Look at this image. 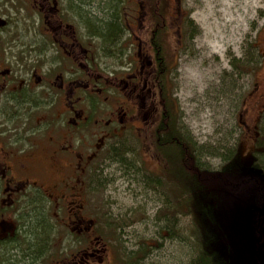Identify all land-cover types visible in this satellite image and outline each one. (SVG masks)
I'll return each instance as SVG.
<instances>
[{
    "label": "rangeland",
    "instance_id": "rangeland-1",
    "mask_svg": "<svg viewBox=\"0 0 264 264\" xmlns=\"http://www.w3.org/2000/svg\"><path fill=\"white\" fill-rule=\"evenodd\" d=\"M13 1L12 7L0 11L11 22L10 30H0V51L7 53L0 56V64L18 69L21 52L35 33L33 17L38 16L28 4L29 0ZM83 1V7L76 8L74 1L60 0V7L69 17L72 15L77 19L74 21L79 26L84 24L83 31L92 37L95 55H98L95 67L107 64L129 68L136 60L138 44L144 51L145 42L154 28L150 24L153 21L151 0H142L140 9V0H118L117 7L123 9L121 21L126 28L112 45L93 35L85 22L89 19L96 23L106 21L108 6L115 5L116 0ZM166 7L163 48L168 64L169 94L177 103V117L200 147L203 167L219 168L222 153L239 144L241 157H249L251 161L255 151L253 163L264 168L263 151L256 152L264 147V0H167ZM233 64L240 65L241 69H236ZM245 68L254 72L244 71ZM106 84L111 85L108 91L105 89L107 98L103 99L100 92L93 96L87 125L70 129L68 124L67 127L76 138L77 148L83 146V150L86 149L84 145L97 144L105 131L109 133L93 162V166L102 169L98 172L103 185L95 189L93 183V192L90 191L88 196L83 194L79 202L84 204L81 218L94 221V237H99L107 246L104 252L97 254L102 261L95 258L93 264H125V260L132 259L137 264H188L196 254L191 215L183 213L175 204L178 199L174 196L176 191L154 153L152 134L159 117L158 96L155 93V100H152L153 112L140 109L141 116L135 117L122 90L124 83L110 81ZM151 95L148 92L147 96ZM60 107L58 105V109ZM44 111L51 114L49 107L31 113L32 125H38L37 118H41ZM57 119L62 122L68 118ZM44 127L39 139L49 133L67 132L64 125L55 126L50 119ZM115 150L119 151L117 160L111 158ZM32 155L42 157L40 151ZM150 176L164 177L167 192L165 188L155 186L153 189L146 184ZM50 178L46 180L47 186L52 183L59 186L58 181L53 182ZM166 199H169L170 212L166 210L164 214L161 210ZM42 204L45 215L41 209H36V213L24 215L18 221L20 225L34 226L41 212L48 220L51 218L54 233L46 256H41L43 260L38 262L24 261L20 251L4 249L5 254L0 255L1 264H55L74 251L69 248L71 224L69 220L67 226L62 224L67 220L64 206L55 205L54 200L42 201ZM243 217L237 218V223ZM112 221L121 223V226L115 230L108 225ZM235 239L241 244L238 229ZM33 240L37 242L35 237ZM20 245L22 248L21 239ZM236 254L235 251L237 264L240 258Z\"/></svg>",
    "mask_w": 264,
    "mask_h": 264
},
{
    "label": "flooded vegetation",
    "instance_id": "flooded-vegetation-1",
    "mask_svg": "<svg viewBox=\"0 0 264 264\" xmlns=\"http://www.w3.org/2000/svg\"><path fill=\"white\" fill-rule=\"evenodd\" d=\"M71 1L76 8L84 5L83 0ZM13 3V0H0V8H10ZM141 3L142 0L139 7ZM28 4L38 18L33 17L35 33L21 52V65L16 69L0 64V243H10L19 233V227L25 228L17 220L19 214H32L36 209L43 211L42 201L54 200L55 205L66 209L67 220L62 224L67 226L68 220L71 224L69 248L74 249L55 264H93L95 258L101 262L97 254L107 246L99 237H94V221L81 218L84 204L79 202L83 194L88 196L93 192V162L109 133L105 131L97 144L84 145L83 150V146L77 148L76 138L68 128L87 125L93 96L100 92L106 99L105 89L108 91L111 86L106 83L110 81L124 83L122 90L135 117L141 116L140 109L153 112L152 100L157 91L152 46L145 42L142 51L138 44L136 60L129 68L104 64L105 68L97 65V69L94 62L98 55H95L92 37L83 31L84 24L79 26L74 21L77 19L61 9L60 0H29ZM0 17L4 18L2 14ZM5 21L0 23L1 31L8 27ZM2 54L7 53L1 50ZM148 92L152 94L149 97ZM48 107L51 114L42 112L41 118H37L38 125H32L31 113ZM65 116L67 121L57 119ZM49 119L55 126L64 125L67 132L49 133L39 139L40 130ZM36 151L42 157L33 156ZM50 177L59 186L54 183L47 186L46 180ZM7 221L15 226L14 232L4 230L3 223ZM42 258L38 257L37 262Z\"/></svg>",
    "mask_w": 264,
    "mask_h": 264
},
{
    "label": "trees",
    "instance_id": "trees-1",
    "mask_svg": "<svg viewBox=\"0 0 264 264\" xmlns=\"http://www.w3.org/2000/svg\"><path fill=\"white\" fill-rule=\"evenodd\" d=\"M117 3L118 0L115 5L108 6L109 17L106 21L96 23L89 19L85 22L93 35H98L103 43L108 42L110 45L126 28V24L121 21L123 9L117 7ZM149 5L153 18L150 24L154 25V28L149 34L148 42L155 57L154 81L159 107V117L153 131V147L155 155L163 164V173H166V178L176 191L174 196L178 199L175 204L183 213L191 215V233L196 241V254L188 264H236L235 251L236 257L240 258L237 264H264V168L253 163L255 151L252 152L251 161L249 157H241L239 144L222 153L223 161L219 168L203 167L200 147L195 144L186 132L187 127L177 117V103L169 94L166 79L168 64L163 48L166 20L164 11L167 10V0H151ZM6 21L10 23L9 19ZM233 66L241 69L238 64ZM245 66L248 67V61ZM244 71L254 72L249 68ZM259 150L263 151L264 160V147L256 152H261ZM117 153L119 151L115 150L111 158L117 160ZM250 162L251 165L253 163L254 170L249 166ZM101 170L95 167L93 171L95 189L103 185V179L98 172ZM163 178L150 176L145 183L150 184L153 189H156L155 186L165 188L167 192ZM168 201L169 199L164 201L165 207L161 210L164 214L166 210L170 212ZM41 213L37 215L34 226L27 225V230L23 228V231L19 227L20 231L13 241L0 243V255L5 254L4 249H14L21 252L24 261H35L49 251L54 229L51 220ZM27 214L22 212L17 220L20 217L23 219ZM240 217H243L242 221L237 223V218ZM108 225L116 230L121 223L112 221ZM236 229L247 234L243 240L244 245L237 244ZM34 237L37 242L33 240ZM125 261V264H137L134 259Z\"/></svg>",
    "mask_w": 264,
    "mask_h": 264
},
{
    "label": "water",
    "instance_id": "water-1",
    "mask_svg": "<svg viewBox=\"0 0 264 264\" xmlns=\"http://www.w3.org/2000/svg\"><path fill=\"white\" fill-rule=\"evenodd\" d=\"M12 226L10 224H7V227H5V229H9V230H12Z\"/></svg>",
    "mask_w": 264,
    "mask_h": 264
}]
</instances>
